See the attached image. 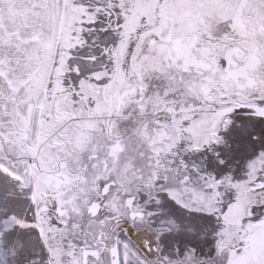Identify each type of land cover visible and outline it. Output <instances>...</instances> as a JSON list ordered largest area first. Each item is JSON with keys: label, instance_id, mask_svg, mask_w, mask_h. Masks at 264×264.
<instances>
[{"label": "snow or ice", "instance_id": "snow-or-ice-1", "mask_svg": "<svg viewBox=\"0 0 264 264\" xmlns=\"http://www.w3.org/2000/svg\"><path fill=\"white\" fill-rule=\"evenodd\" d=\"M0 264H264V0H0Z\"/></svg>", "mask_w": 264, "mask_h": 264}]
</instances>
